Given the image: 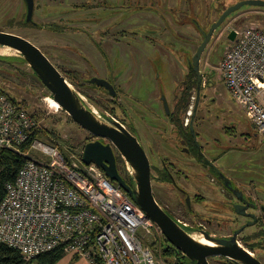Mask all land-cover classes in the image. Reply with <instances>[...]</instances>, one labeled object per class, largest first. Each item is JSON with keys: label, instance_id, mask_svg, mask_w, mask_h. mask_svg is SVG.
I'll list each match as a JSON object with an SVG mask.
<instances>
[{"label": "rangeland", "instance_id": "1", "mask_svg": "<svg viewBox=\"0 0 264 264\" xmlns=\"http://www.w3.org/2000/svg\"><path fill=\"white\" fill-rule=\"evenodd\" d=\"M88 1L90 0H35L33 21L38 22L41 28H45L46 25L49 28L53 22H60L61 11H67L71 16L77 14L76 16L80 19L88 18L89 16L99 18L101 13H106L110 16L114 15V20L118 19V21L132 16L130 21L127 20L130 26L120 25L117 27L121 32L119 36L123 41H133V37L143 40V37L149 34L148 26L137 25L138 22L133 23L138 19L137 15L139 12H143V10H140V6L130 7L127 6L129 3L127 0H122L119 3L111 1L108 4L110 7L103 11L88 10L84 7L79 10L74 8L75 4L79 2ZM198 1L197 20L198 22L200 20L203 24V29L209 30L214 19H217L227 7L241 0ZM27 10L26 0H0V31L22 35L39 46L51 61L72 80V84L80 92L89 107L95 109L103 120L107 122L110 119L115 120V115L101 108L102 106L100 105L110 100V96L99 89L85 85L91 80L92 76L98 77L101 75V71L98 69V64H101L100 55L102 53L97 41L99 28L96 29L91 26L88 28L85 21L77 20L79 26L77 30L71 28L66 34L58 32L53 34L47 31L38 33L32 26L21 25L22 22L20 21L26 20ZM208 10L210 15L207 21L205 15ZM77 17H74V19ZM67 22L63 21L61 23L65 24ZM198 22L195 21L193 23L197 24ZM263 23L264 8L246 5L236 12L235 15H230L218 28L215 33L216 36L202 56V98L199 101L197 107L199 110L196 116L198 128L201 129V136L207 139L210 138V140L211 138L214 139V137L222 140L223 145L221 147L213 145L211 148L214 152H225V155L218 162L219 165L228 166V170H231L233 174L234 171L246 172L247 180H253L261 189L264 188V136L257 134L254 123L229 91L220 73V61L225 51L232 46V41L227 37L230 29L240 31L250 25ZM111 30L113 31V29ZM181 33L180 35L170 31L166 34V40L163 38L161 45L165 46L171 41L173 45H168L171 47L170 53L174 58L173 61L182 64L185 61L188 62L189 57L195 53L202 42V34H196L189 30H181ZM156 37L155 35L152 36L153 39H158ZM156 42L160 43L157 40ZM141 43L144 42L141 41ZM68 49L71 52L73 51L72 56L69 54ZM0 50V54H4L3 49L0 48ZM63 52L68 53L64 56ZM142 52L144 53L142 54ZM142 52L137 53V58L140 57L139 60H141L138 61L140 66H134V68H129L125 63H122L123 55L120 56L118 53L109 54L108 58H106L108 67L106 76L112 79H125L123 84L127 85L126 88L129 94L133 96L131 104L134 114L131 120H135L137 124L140 118L138 112L140 108H145L143 107L144 105L149 104L154 106L152 108L158 109V107H155V102L151 100L156 89L159 90L158 88L162 86L168 99L173 101L175 98L173 92L176 91L175 87H182L183 81L190 71L189 63H185L178 70L175 78L172 79L173 77L169 75V69L166 65L168 58L162 53L161 49L154 51L152 46L148 44L146 51ZM12 53L19 54L17 51ZM89 55L93 57V61L86 58ZM81 57L88 62L89 67L86 63L82 64L81 61L83 59ZM70 67H72V70ZM84 67H88L89 71H85ZM81 69L84 71H81ZM67 70H71V72L68 73ZM125 71L131 75L129 82L126 77H123V72ZM0 86L17 102L26 101L28 105L25 106L29 110L45 119L46 135L43 136L45 140L58 145L65 156L73 159L72 155H76L77 158H80L83 145L90 138V134L73 121L61 107L54 109L50 106L46 99L49 91L34 76L30 66L24 62L8 63L0 61ZM193 94L191 106L186 117L191 116L189 112L192 113L195 103L197 106L198 88L193 91ZM146 119L154 126L158 124L150 117L146 116ZM155 132L160 138H164L166 135L159 134L157 130ZM141 142L143 141L141 140ZM164 142L165 146H167V141L164 140ZM168 147L170 146L168 145ZM174 151L176 150L174 149ZM177 152L179 151H176L177 156L183 157L180 152ZM32 154L36 157H41L36 151H32ZM183 168L187 170L188 174L191 173L186 167L183 166ZM204 180L207 181L206 178ZM200 182L205 183V181ZM208 183L209 181L206 182V184ZM153 238L154 236H152L151 240ZM158 242L160 243V239H158ZM254 252L258 258L264 255L258 246L254 248ZM57 264L86 263L83 258L77 259V257L70 254H65Z\"/></svg>", "mask_w": 264, "mask_h": 264}, {"label": "built area", "instance_id": "2", "mask_svg": "<svg viewBox=\"0 0 264 264\" xmlns=\"http://www.w3.org/2000/svg\"><path fill=\"white\" fill-rule=\"evenodd\" d=\"M220 72L264 136V28L238 30ZM45 132L44 118L0 88V151L27 157L0 203V241L17 248L28 264L59 245L90 264H174L163 253L162 231L131 195L81 154L65 156L43 138Z\"/></svg>", "mask_w": 264, "mask_h": 264}, {"label": "flooded vegetation", "instance_id": "3", "mask_svg": "<svg viewBox=\"0 0 264 264\" xmlns=\"http://www.w3.org/2000/svg\"><path fill=\"white\" fill-rule=\"evenodd\" d=\"M111 1L119 3L122 0H90L83 3L79 2L75 4L74 8L79 10L84 7L88 10L103 11L110 7L108 4ZM127 1L129 2L127 6H140V10H143L137 15L138 19L133 22H138L137 25L144 27L148 26L147 29L150 35H145L143 40L133 37V41H123L119 36L121 32L117 27L120 25L130 26L127 20L130 21L132 16L118 21V19L114 20V15L110 16L106 13H101L99 18L89 16L88 18L80 19L76 16L77 14H73L75 16L72 15V18L67 11H61L60 22H53L49 28L47 25L45 28H41L39 23L35 21L30 22L32 25L24 24V20L20 22H22L21 25L23 26H32L38 33L47 31L53 34L56 32L66 34L71 28L77 30L79 27L77 20L85 21L88 28L90 26L96 29L99 28L97 41L102 53L100 55L101 64H98L101 75L98 77L110 81L114 87L115 94H112L107 87L93 82L94 77L97 76H92L91 80L85 85L99 89L110 96V100L100 104L101 108L115 115V120L121 122L129 129L140 142L141 140L143 141L141 144L145 148L151 163L153 190L157 200L186 230L197 236L205 232L215 238H231L248 221L253 222L256 219L255 225L252 228L250 227V230L248 228L241 230L237 234V238L254 255L257 256L254 252L256 246L264 254V188H259L253 180H247L246 172L234 171L233 174L231 170H228V166L219 165L218 162L225 155V152H214L211 148L213 145L221 147L223 145L222 140L215 137L210 140V138L207 139L201 136V129L198 128L196 119L199 110L197 109L196 112V103L190 117L183 116V112L180 109V107H183L182 97L185 94L188 77L192 71L190 70L186 75L181 88L175 87L176 91H173L175 94L173 101L168 99L162 86L158 88L159 90L156 89L151 100L155 102V107H158V109L152 108L154 106L149 104L144 105L143 107L145 108H140L138 112L140 117L138 124L135 123V120H133L134 122L131 120L134 114L131 104L133 96L129 94L126 88L127 85L123 84L125 79H112L106 76V73H108L106 58H108L109 54L118 53L120 56L123 55L122 63H125L129 68H134V66H140L138 61L141 60H139L140 57L137 58V53L146 51L148 44H150L154 51L161 49L162 53L166 55L169 75L174 79L178 70L185 63L190 64V62L185 61L182 64L174 62V58L170 53L171 47L168 45H173L172 42L169 41L170 43L168 42L165 46L161 45V42L170 31L180 35L182 34L181 30H189L193 33L199 32V29H196L200 22H198L196 14L199 1ZM209 15L210 11L208 10L205 15L207 21ZM74 17L77 18L74 19ZM63 21L68 22L63 24L61 23ZM195 21L198 22V25L193 23ZM151 35L157 36L156 38L158 39H153ZM156 40L160 43L156 42ZM141 41L144 43H141ZM72 52L69 51L71 56ZM67 53L63 52L62 54L65 56ZM70 55L68 56L70 57ZM86 58L93 61V57L90 55L86 56ZM56 59L59 61L57 57ZM82 59V64L86 63L89 67L88 62L84 58ZM88 67H84V70L89 71ZM70 68L72 70V67ZM189 69L191 68L189 67ZM71 70H67V72L70 73ZM84 70L81 69V71ZM66 77L72 82L67 75ZM123 77H126L128 82L131 79L130 73L126 71L123 72ZM146 116L158 124L154 126L147 121ZM155 129L161 135L166 134L164 138L162 136L160 138L156 134ZM84 130L90 134V138L86 140V143L96 139L89 131ZM163 139L167 141L170 147L168 145L165 146ZM103 141L106 142V140ZM113 147L118 166L121 168L124 158L120 151L115 146ZM174 149L179 151L183 157L177 156ZM183 166L189 169L191 173L188 174ZM204 178L209 181L208 184H206L207 181ZM200 181H205V183ZM127 182L130 183L128 180ZM243 213L255 214V216H246ZM244 241H248L247 243L251 246H246ZM259 258L264 263V255ZM210 261L212 264H238L225 256L210 257Z\"/></svg>", "mask_w": 264, "mask_h": 264}, {"label": "water", "instance_id": "4", "mask_svg": "<svg viewBox=\"0 0 264 264\" xmlns=\"http://www.w3.org/2000/svg\"><path fill=\"white\" fill-rule=\"evenodd\" d=\"M26 2L28 7L26 22H34L35 0H26ZM246 5L264 8V0H241L227 7L218 18L213 21L209 30L203 29V24L201 22L199 23L200 26L196 28L199 29V32L196 34H202V42L188 60L190 61V64H188L189 67L195 69L199 79L197 86L198 99L196 112L199 101L202 98V56L216 36L215 33L218 28L230 15H235L236 12ZM255 26L264 28V23ZM237 36V29H230L227 35L232 41V44L237 39ZM5 47L12 48L14 50L13 52L17 51L19 54H0V61L8 63L24 62L30 66L34 76L48 89V97L55 99L73 121L96 137V139L88 141L85 144L82 155L84 163L87 165L95 163L102 168L113 181L118 182L130 195H132L134 197L133 199L157 224L164 237H166L176 249L180 250L185 257L189 258L195 264H212L210 257L216 256L228 257L238 264H264L237 238V234L241 230L245 228L250 230L252 226L255 225L256 219H254L253 222L248 221L243 227L236 231L235 235L231 238H215L203 232L200 236L213 242V244L203 242L198 238L199 236L186 230L176 218L169 214L155 197L150 159L140 140L129 129L117 120L110 119L109 122L103 120L95 109L87 105L72 82L68 80L66 75L53 63V61H51L41 48L26 37L13 32L0 31V48L4 49ZM224 55L220 61V65ZM93 82L107 87L112 94H115L112 83L107 79L94 77ZM0 88L2 89L1 86ZM23 102L24 101L17 103L22 104ZM256 132L260 135L258 131ZM103 140H106V142ZM113 146L122 154L128 174L133 180V184L128 183L121 174ZM243 214L246 216H255V214L251 215L250 213Z\"/></svg>", "mask_w": 264, "mask_h": 264}, {"label": "trees", "instance_id": "5", "mask_svg": "<svg viewBox=\"0 0 264 264\" xmlns=\"http://www.w3.org/2000/svg\"><path fill=\"white\" fill-rule=\"evenodd\" d=\"M24 24L32 25L30 22H26V20H24ZM190 70L192 72L188 77L189 80L185 88V94L182 97L183 107H180L183 112V116L185 117L191 106L192 97L194 95L193 91L197 88L199 81L195 69L191 67ZM22 104L28 105L26 101H24ZM29 144L30 142L24 144L22 146L23 149H28L30 146ZM85 144L86 143H84L82 150H84ZM80 154L82 157L83 154ZM26 161L27 157L17 150L3 148L0 151V203L6 195L7 183L14 182L16 180L20 169L23 167ZM119 170L123 177L133 184V180L128 174L125 161H123L122 167H119ZM131 197L134 198L132 195ZM244 242L246 243V246H251L247 243L248 241ZM162 245L164 255L167 257H172L173 259L175 258L174 264H195L189 258L185 257L180 250L176 249L170 242H168L165 237L163 239ZM65 254V245H59L40 254L35 259V261L37 264H57L65 256ZM0 264H28V262L23 258L21 252L17 248L0 241Z\"/></svg>", "mask_w": 264, "mask_h": 264}, {"label": "bare ground", "instance_id": "6", "mask_svg": "<svg viewBox=\"0 0 264 264\" xmlns=\"http://www.w3.org/2000/svg\"><path fill=\"white\" fill-rule=\"evenodd\" d=\"M0 51H1V50H0ZM3 51H4V53H12L14 50H13L12 48L5 47V48L3 49ZM46 99H47L48 103L50 104V106H51L52 108H54V109H58V108L61 107V106L59 105V103H58L55 99H53L52 97H46ZM198 238L201 239V240H202L203 242H205V243L213 244V242H211V241H209V240L203 238L202 236H199Z\"/></svg>", "mask_w": 264, "mask_h": 264}, {"label": "crops", "instance_id": "7", "mask_svg": "<svg viewBox=\"0 0 264 264\" xmlns=\"http://www.w3.org/2000/svg\"><path fill=\"white\" fill-rule=\"evenodd\" d=\"M59 63H60V61H58ZM78 259V258H77ZM84 262L86 263V264H90V262L88 261V260H86V259H84Z\"/></svg>", "mask_w": 264, "mask_h": 264}]
</instances>
